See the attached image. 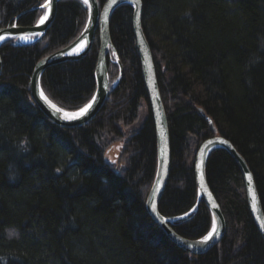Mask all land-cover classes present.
Wrapping results in <instances>:
<instances>
[{"label": "trees", "instance_id": "obj_1", "mask_svg": "<svg viewBox=\"0 0 264 264\" xmlns=\"http://www.w3.org/2000/svg\"><path fill=\"white\" fill-rule=\"evenodd\" d=\"M141 1V27L169 132L170 172L159 214L175 219L197 204L193 159L213 135L198 108L244 159L264 214V0ZM43 2L0 0V28L15 21L34 25ZM86 19L84 2L61 0L38 42L17 47L7 40L0 46V264H264V242L241 175L223 149L213 150L205 167L225 221L216 246L193 256L171 243L147 214L156 142L130 5L119 6L109 22L122 79L90 122L58 127L32 102L34 65L72 42ZM97 50L95 37L84 58L43 72L41 88L56 107L76 111L90 100ZM116 68L109 58L110 79ZM142 107L145 118L123 149L124 165L113 170L102 160L101 134L108 129L122 138L117 124L133 126ZM210 228L201 200L192 214L172 222L175 233L189 240Z\"/></svg>", "mask_w": 264, "mask_h": 264}, {"label": "water", "instance_id": "obj_2", "mask_svg": "<svg viewBox=\"0 0 264 264\" xmlns=\"http://www.w3.org/2000/svg\"><path fill=\"white\" fill-rule=\"evenodd\" d=\"M59 1L61 0H51L50 11L49 8L41 7L42 5L48 4V0H44L40 5V9L44 10V15L48 14V19L42 25L39 24L40 18L37 23L31 26L21 27L15 22L12 26L0 28V36L5 37V39L0 40V46L7 40H13V44L17 47L32 45L38 42L43 38L51 25ZM85 5L87 9V19L80 34L67 46L46 55L34 65L28 88L32 102L37 106L44 117L58 127L75 128L84 126L90 122L99 113L108 95L115 90L122 79V66L111 43L109 22L111 15L119 6L130 5L132 7V33L140 61L147 102L155 129L156 166L152 184L145 199L147 214L171 243L193 256L203 255L216 246L224 236L225 221L220 206L207 185L205 167L210 153L215 149H223L232 159L241 175L251 219L264 242V227H262L264 226V214L255 188L253 176L244 159L238 154L232 144L221 135L216 134L212 120L207 117L200 108L197 109V112L212 130L213 135L203 140L195 152L192 164L193 176L197 189V204L201 200L210 213L211 228L209 232H212L213 224H215L216 231L207 243H201V241L209 232L200 239H185L172 229V222L175 219H167L159 214L158 204L165 190L170 172L169 132L165 110L158 91L152 55L141 27L142 1L115 0V2H113V0H105L102 5H99L97 0H89V3ZM95 37H97L98 43L94 67L95 90L86 104H91V107L83 116H78L76 114L86 105L76 111H64L61 109L57 111L59 108L56 106L53 107L55 104L46 97L41 88L40 78L43 72L51 66L84 58L90 51ZM111 55L113 56L112 62L118 67V77L114 83L109 82L107 74V60ZM65 113L69 114V116H66ZM249 176L251 179H249ZM197 204H195L190 212L181 217L190 215L196 209Z\"/></svg>", "mask_w": 264, "mask_h": 264}, {"label": "rangeland", "instance_id": "obj_3", "mask_svg": "<svg viewBox=\"0 0 264 264\" xmlns=\"http://www.w3.org/2000/svg\"><path fill=\"white\" fill-rule=\"evenodd\" d=\"M80 1L83 2V0H80ZM43 15H44V13L41 14V16L39 17V19ZM110 58L113 61V59H112L113 56L112 55H111ZM111 72H112V69L110 71L108 69V65H107V74L109 75V73H111ZM114 72H116V74H115V76H113V78L110 79L108 77L110 83H114L116 81L117 77H118V69L117 68L114 70ZM122 74H123V70H122ZM140 110H141V112L139 111V115L137 116L136 121L132 124L133 126L122 127L121 124H117V126L119 128V131L122 134V138L114 139L112 136L109 135L110 132H109L108 129L104 133L101 134V136H102L101 139L102 140L100 141V144L99 145L101 147L102 154H104L105 158H109V159L112 160V163L116 167L117 170H120L122 168V166L124 165V163H123V161H124V158H123V149L125 148L126 144L128 143L129 138H130V135L133 132H135L137 129L140 128L141 123H142V121H140V120H144V118H145V110L143 109V107L140 108ZM103 140H104V142H103ZM125 157H127V155H125Z\"/></svg>", "mask_w": 264, "mask_h": 264}, {"label": "snow or ice", "instance_id": "obj_4", "mask_svg": "<svg viewBox=\"0 0 264 264\" xmlns=\"http://www.w3.org/2000/svg\"><path fill=\"white\" fill-rule=\"evenodd\" d=\"M84 4H88L89 3V0H83ZM113 2H115V0H113ZM50 4H51V0H48V4L46 5H42L41 7H46V8H49V11H50ZM48 19V14H45L43 17H41V19L39 20V24H44L45 21ZM5 39V37L3 36H0V40H3ZM95 99V98H93ZM53 107H55V105H53ZM91 107V104L89 105H86L84 108L80 109L79 110V113H77L76 115L78 116H83L85 115L89 108ZM57 111H60V109H57ZM66 116H69V114L65 113ZM69 118H74V117H69ZM249 179H251V177L249 176ZM264 227V226H262ZM216 231V228H215V224H213V229H212V232H209L208 235H206L203 240L201 241V243H207L213 236V233Z\"/></svg>", "mask_w": 264, "mask_h": 264}, {"label": "bare ground", "instance_id": "obj_5", "mask_svg": "<svg viewBox=\"0 0 264 264\" xmlns=\"http://www.w3.org/2000/svg\"><path fill=\"white\" fill-rule=\"evenodd\" d=\"M155 75H156V74H155ZM156 80H157V77H156ZM143 84H144V83H143ZM157 86H158V83H157ZM144 89H145V87H144ZM158 91H159V89H158ZM93 93H94V92H93ZM159 95H160V93H159ZM145 96H146V93H145ZM160 99H161V97H160ZM146 100H147V97H146ZM161 102H162V100H161ZM147 103H148V102H147ZM162 105H163V104H162ZM163 108H164V106H163ZM149 114H150V116H151L150 109H149ZM151 119H152V117H151ZM152 122H153V120H152ZM153 127H154V123H153ZM154 134H155V129H154ZM107 153H108V152H107ZM102 160H103L104 163L110 165V166L113 168V170H114V169L116 170V167L113 165L112 160L109 159V158H105L104 154H102ZM155 166H156V165H155ZM152 180H153V179H152ZM193 208H194V207H193ZM193 208H192V209H193ZM192 209H191V210H192ZM191 210H190V211H191ZM190 211H189V212H190ZM194 211H195V210H194ZM194 211H193V212H194ZM193 212H192V213H193ZM192 213H191V214H192ZM186 214H187V213H186ZM184 215H185V214H184ZM182 216H183V215H182ZM185 217H187V216H185ZM177 218H178V217H177ZM177 218H175V220H179V219H182V218H184V217L179 216V218H178V219H177ZM167 219H168V218H167ZM175 220H174V221H175ZM174 221H173V222H174Z\"/></svg>", "mask_w": 264, "mask_h": 264}, {"label": "flooded vegetation", "instance_id": "obj_6", "mask_svg": "<svg viewBox=\"0 0 264 264\" xmlns=\"http://www.w3.org/2000/svg\"><path fill=\"white\" fill-rule=\"evenodd\" d=\"M15 22H16V21H15ZM15 22H14V23H15ZM14 23H13L12 25H14ZM12 25H11V26H12ZM6 27H8V26H6ZM112 59H113V58H112ZM112 63H113V62H112ZM107 65H109V59L107 60Z\"/></svg>", "mask_w": 264, "mask_h": 264}]
</instances>
